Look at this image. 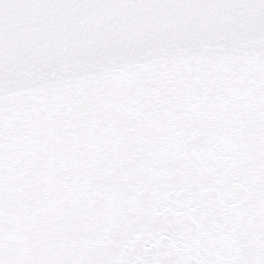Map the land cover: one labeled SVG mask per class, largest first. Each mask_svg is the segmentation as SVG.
Returning a JSON list of instances; mask_svg holds the SVG:
<instances>
[{
	"label": "snow or ice",
	"instance_id": "1",
	"mask_svg": "<svg viewBox=\"0 0 264 264\" xmlns=\"http://www.w3.org/2000/svg\"><path fill=\"white\" fill-rule=\"evenodd\" d=\"M0 264H264V0H0Z\"/></svg>",
	"mask_w": 264,
	"mask_h": 264
}]
</instances>
